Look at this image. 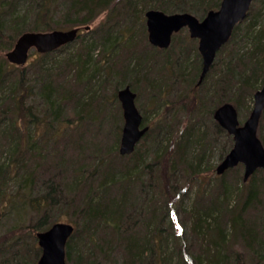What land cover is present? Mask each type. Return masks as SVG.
Wrapping results in <instances>:
<instances>
[{"label": "trees", "instance_id": "1", "mask_svg": "<svg viewBox=\"0 0 264 264\" xmlns=\"http://www.w3.org/2000/svg\"><path fill=\"white\" fill-rule=\"evenodd\" d=\"M219 3L220 0H0V214L4 205L26 204L37 217L35 222L18 225L0 237V264H30L25 259L26 250L22 254L15 250L16 245L26 249L25 243L11 235L18 233L21 238L25 230H30L35 239L37 231L47 229L71 209L74 230L65 246L67 264H264V168L256 169L243 186L227 181L225 174L232 168L218 177V183L208 182L214 194H197L187 208L188 221L179 222L180 231H176L171 222L172 208L164 207V197L168 198L175 187L164 180L158 161L168 153L174 154L167 176L173 173L178 177L180 171L178 179L182 182L184 178L201 180V165L214 143L191 117L200 114L199 110L190 107V124L178 131L183 120L176 112L183 111V106H177L168 118L158 119L154 125L147 123L149 129L134 150L119 155L118 125L114 124L113 132L111 128L109 132L102 131L107 104L93 88L99 80L89 73L94 70L92 56L99 59L109 52H127L121 75V81L126 80L123 85L135 90L139 79L144 78L161 97L170 94V89H185L186 95L194 92L201 70L182 59L184 49L177 48L159 65L150 64L154 60L151 54L138 52L134 25L143 20L141 27L145 30L143 15L150 8L166 13L189 12L201 19ZM102 12L104 19L92 28V21ZM86 25L90 28L85 34L92 33L90 41L80 43L77 52L67 59H52L49 64L46 58L74 43L80 33L70 43L38 53L35 75H28L26 66L9 63L4 57L24 31ZM174 36L175 33L168 47ZM147 60L149 72H142ZM212 66L216 67L212 95L219 96L220 104L233 103L242 113L264 81V0H253L246 16L217 51L210 70ZM162 67L170 81L166 87L164 82L149 77ZM35 96L40 98V107L31 100ZM192 100L195 105L197 99ZM204 100L198 103H208ZM167 120L170 125L164 123ZM143 123L146 124L145 116ZM97 129L101 134L94 132ZM63 135L70 141L65 154L72 149L89 153L90 157L82 164L75 159L63 160V168L70 166L68 172L61 167L60 152L52 148ZM108 136L111 142L105 141ZM231 146L232 139L220 159ZM121 156L128 159L127 164H115L114 160ZM45 163L46 169H61L65 176L58 182L44 177L39 168ZM8 186L14 189L10 191ZM173 193L180 194L177 189ZM232 193L243 198L240 205L230 204ZM9 231L14 244L11 252ZM36 256L35 253L33 257Z\"/></svg>", "mask_w": 264, "mask_h": 264}, {"label": "rangeland", "instance_id": "2", "mask_svg": "<svg viewBox=\"0 0 264 264\" xmlns=\"http://www.w3.org/2000/svg\"><path fill=\"white\" fill-rule=\"evenodd\" d=\"M144 16V15H143ZM105 17V12H102L101 14L98 15V17L92 21L91 27L95 28V25L100 23ZM143 21V20H142ZM142 21L134 25L135 28V39L137 40V49L139 50V54H151V56L156 59V61H150V64L154 65H159L165 60V57L168 54H173L177 48L182 47L184 49L185 56L182 59H186V61L191 64V66H198L197 69L200 68L201 70V56L198 51L197 45H198V40L196 38H192L189 36L188 30L186 27L180 29L178 32L175 33L174 36V42L172 41V45L166 49L164 48H157L156 46H153L149 43L148 38H147V30H146V24H145V17H144V24H145V30L141 27ZM66 29V28H65ZM81 31H80V36L79 38L69 45L68 47L64 48L63 50L53 54L50 57H47L48 64L52 61V59L56 60H62V59H67V57L72 56L75 52H77L80 43L90 41V35H92L91 32H89V35L85 34V29L81 26ZM125 35V33H123ZM84 44V43H83ZM100 47L98 46V50ZM5 53V52H4ZM39 52H37L35 49H32L30 51V54L28 56V59L25 64L23 65H18L19 67L26 66L27 74L28 75H35V70L37 68V65L39 63V56H37ZM107 54V55H106ZM106 54H102L99 56V59H95L97 56H92L90 60L93 62V67L94 70H89V73L93 72V75H95V78L99 80V82H95L93 88L95 87L98 90V96L101 97V100L105 101L107 104V108L104 111V116L102 115V118L104 119L105 123L103 125L102 131H110L113 132V126L116 123L118 125V130L120 131L119 133V139H118V145L117 149L119 148V142H120V136H121V130L123 126V115H122V108L120 105V102L117 98V90L121 87H123V82L121 81L123 74L124 67V61L126 60V54L122 55L117 54L115 52H109ZM138 54V55H139ZM157 54V55H154ZM106 55V56H105ZM5 57V55H4ZM6 59V57H5ZM7 60V59H6ZM10 63V62H9ZM122 65V66H121ZM112 66L113 70H112ZM148 67V68H145ZM145 67L142 69V72L146 70V72H149V60L145 61ZM211 67V66H210ZM213 67V66H212ZM217 67V65H216ZM216 67H213V70L209 69L208 72L205 74L203 80L200 83H197V85L194 86V92H189L188 95H186L188 92H186L185 89H177L174 91V89H170V94H165L163 97L156 95L157 92L152 91L150 87L148 86L147 82H145L144 78L139 79V85L138 88H135L133 90L136 92V97H135V103L137 108L139 109L140 113L146 117V124L151 123V125H154L158 119H162L164 117H169L171 114H173L174 108H177V106L181 105L183 106L182 110L176 112L179 114L178 116L181 117L182 124L181 127H178V131L185 126L186 124L189 123V119L192 117L194 122L197 124L196 127H198L202 132H206L207 139H210L214 143V148H212L207 156L205 157V160H203V163L201 165V170L202 172L200 173L201 180L199 181L198 179H192V178H184V181L182 182V179H178L179 175L182 173L180 171L178 174V177H174L173 173H168L167 172L171 169V160L174 158V154L172 155L171 153L166 154L162 158L159 159V167L162 168L161 174L164 178L165 181H167L169 184H171V187H175L178 192H180L179 195L175 196L173 195V191L170 192V196L168 195V198L170 197H175L174 199H168L167 196L164 198L166 199L167 203L165 202L166 209L169 210V208H172L170 210V216H171V222H174V228L176 231H180V224L179 222H187L188 217H187V208H189L192 203L194 202V199L196 198L197 194L199 196H209L211 193L214 194L213 192V187L212 185H209L208 182L211 180L212 183L216 184L218 183V177L221 174H216L215 172V167L218 164V162L221 160L219 158V155L223 152L224 148L230 143L232 139L233 143V138L232 135H230L224 128H222L220 125L218 128L215 123L217 121L213 118V111L217 107V105H220V99L219 96H213L211 91L213 90L212 88V82L214 80V74L216 72ZM187 72V70H186ZM113 73V74H112ZM153 73V74H152ZM208 75V76H207ZM150 78L153 80L157 81H162L164 82V86L166 87L169 84V79H168V73L165 67H162L161 69L154 72H151L149 75ZM199 78V77H198ZM125 84V83H124ZM199 84V85H198ZM262 85V84H261ZM260 85V86H261ZM260 86L257 88L259 89ZM179 88V87H178ZM150 89V90H149ZM37 91V89L35 90ZM256 91V90H255ZM254 91V92H255ZM213 92V91H212ZM253 92V94H254ZM253 94H252V100L251 102L246 103V106L243 108L242 113H238V120L240 124L244 122V120L248 117L250 110L253 105ZM192 99H197L194 103H192ZM199 99H205V104H199L198 100ZM37 106H41L39 104L40 98L38 96H35L34 99H31ZM108 100V101H107ZM211 100V101H210ZM29 101V100H28ZM210 101V102H209ZM224 103V102H222ZM221 103V104H222ZM34 104V103H33ZM194 105V107H193ZM101 107V106H100ZM193 109V111L199 110L200 114H193V116L188 117L187 112L189 111V108ZM193 107V108H192ZM248 108V109H246ZM202 112V113H201ZM238 112V111H237ZM111 115V116H109ZM116 116L117 120L115 121L114 119L112 120V116ZM112 117V118H111ZM166 125H170V122L164 121ZM218 124V123H217ZM148 125V124H147ZM64 130V129H63ZM96 134H101V129H97V131H94ZM74 134V133H73ZM72 134V135H73ZM111 135H113L111 133ZM257 135L262 141V144L264 146V109L262 111V114L259 119L258 123V128H257ZM77 137V136H76ZM112 141V137L108 136L105 138V141ZM142 142V141H141ZM73 143V142H72ZM71 143V144H72ZM82 144V143H81ZM105 144V142H104ZM70 145V141L67 139L65 135L61 136L58 139L57 144H52V148H57L58 152H60L61 156L59 159V162H61V167H62V162L63 160H70V159H75L78 161V164H82L85 161L89 160V153H83L81 154L80 151H73L72 149H69L67 153L65 154L66 148ZM137 145V144H136ZM139 145V144H138ZM81 154V155H80ZM119 154V152H118ZM52 155V154H51ZM49 155V157H51ZM120 155V154H119ZM122 158H116L115 164H124L128 163V159L126 157L121 156ZM149 158V157H148ZM147 158V159H148ZM75 162V161H74ZM207 163V164H206ZM72 165H75L72 164ZM71 165V166H72ZM50 166V165H49ZM47 163H45L44 167H40V174H43L44 177L52 178L58 182V179H62L65 175L62 174V170L58 169L55 171H52L53 169H46ZM63 168V167H62ZM68 169H64V171L68 172L70 171V166L67 167ZM234 169L233 171H228L225 175L227 181H231L232 183H236V186L239 187L243 184H246L249 180L243 181V164L239 163L234 167H231ZM228 170V169H227ZM217 176V177H216ZM250 178V177H249ZM248 178V179H249ZM148 179V176L145 180ZM240 181L238 182V180ZM177 180V182H175ZM242 182V183H240ZM9 190L11 191L14 189L13 186H8ZM16 187V186H15ZM192 187V188H191ZM17 188V187H16ZM188 188H191L190 191ZM235 188V187H234ZM244 187L243 189H245ZM188 190V192H187ZM187 192V193H186ZM190 192V194H189ZM186 193V194H185ZM37 194V193H35ZM184 194V195H183ZM183 195V196H181ZM200 198V197H198ZM237 199V200H236ZM243 198H237L236 194H231L230 196V204L235 205L238 204L240 205L242 202ZM0 202L3 204V202L0 199ZM12 205H4L2 214H0V237L6 234V231L12 230V228L16 226H21V225H27L29 222H35L37 217L35 216V213L31 210V208L26 205V204H17L15 207ZM165 209V208H164ZM72 210V209H71ZM67 211L65 213H62L61 217L59 218V221H64V222H69L74 225V222H72V212ZM167 219V218H166ZM9 235V244L13 247H11L10 252L14 250V244H13V239H18L22 240L23 243L26 245L25 247H22L19 245L15 246V250H20V253H23V250H26V261L30 264H37V259L41 253V250L38 252L37 248H39V245L37 243V238L32 237V233L29 230H25L23 237L18 233H14L10 237V231L8 232ZM8 240V239H6ZM9 252V253H10ZM37 254V258H34L33 256ZM34 260H33V258ZM111 264V263H107Z\"/></svg>", "mask_w": 264, "mask_h": 264}, {"label": "water", "instance_id": "3", "mask_svg": "<svg viewBox=\"0 0 264 264\" xmlns=\"http://www.w3.org/2000/svg\"><path fill=\"white\" fill-rule=\"evenodd\" d=\"M253 0H220L216 9H210L201 18L189 12L166 13L159 9H147L144 12L147 38L151 45L167 48L172 34L186 27L189 36L198 40V51L201 56V71L197 83H200L208 72L217 51L231 36L234 26L242 20ZM81 26L68 29L48 31H24L20 33L13 46L5 51L8 62L16 65L26 63L30 51L39 53L52 51L72 42L78 35ZM85 30L89 25L83 26ZM136 93L126 84L117 90L123 115L118 152L130 154L137 142L147 132L149 126L142 124V114L135 104ZM264 109V81L253 94V105L248 117L242 124L238 112L231 102H224L213 111V118L233 138V144L215 167L216 174L243 164V181L258 168H264V146L257 135L261 113ZM74 225L69 222L56 221L47 229L36 232L37 243L41 253L37 264H67L65 246Z\"/></svg>", "mask_w": 264, "mask_h": 264}]
</instances>
